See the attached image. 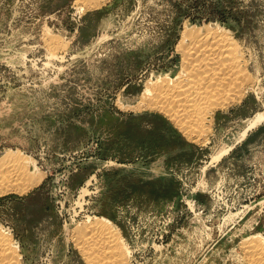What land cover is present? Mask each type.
Listing matches in <instances>:
<instances>
[{
  "label": "rangeland",
  "instance_id": "1",
  "mask_svg": "<svg viewBox=\"0 0 264 264\" xmlns=\"http://www.w3.org/2000/svg\"><path fill=\"white\" fill-rule=\"evenodd\" d=\"M94 1L0 0V233L15 247L0 264H90L77 235L93 220L115 227L124 264H252L264 119L241 139L264 117V0ZM216 29L245 76L215 101L193 67L212 84L188 136L155 84L184 69L188 30ZM13 168L40 180L9 187Z\"/></svg>",
  "mask_w": 264,
  "mask_h": 264
},
{
  "label": "bare ground",
  "instance_id": "2",
  "mask_svg": "<svg viewBox=\"0 0 264 264\" xmlns=\"http://www.w3.org/2000/svg\"><path fill=\"white\" fill-rule=\"evenodd\" d=\"M82 1L85 3L98 2V1L95 2L94 0L93 1L92 0H82ZM184 37H185L184 38L185 42L187 44V47L183 48L181 52V54L184 55L183 57H185V60L183 59L185 62H183L182 60V63H185L184 69L181 70L182 72H180L179 76L176 77L175 79H170L167 76L163 81L161 80L155 84L156 86L155 89L158 90L159 94H157L158 96L155 95L156 97H154V100L152 102H154L155 100L156 101L152 105H154L160 111L165 112V114L168 115L172 121H175V123H179L181 127L186 126L187 129L185 132L188 134V136H191V135H195L194 126L199 123L198 121L201 122V120H203L202 118L205 116L204 114V116L202 117L200 112L199 113L197 112L201 110L204 104L208 103V100L206 102L207 98L204 99L205 97L203 98L200 92V91H204L205 89L209 90L207 88L209 87L210 83L212 84V82L208 84L207 80L205 81V79H207L206 77L207 72L209 71L208 75L213 74L210 77L213 76L212 78L214 80L218 78L216 74L220 75V77L218 78L219 80L216 79L218 82L213 80L214 85L215 83L216 85L218 83L219 84L216 87H214V89L212 88V91H210V93L212 94V98L214 99V97H216L218 99L220 98L221 95L223 96L226 95L225 88H226V85H228L229 81H227V83L222 84L223 80L225 81L230 80V83H231V81H234V78H239V79L244 78V77L243 78L240 77L244 75L243 73L240 76L237 75L240 72H243V71H240L239 69H241L244 66L243 65L244 63L240 59L241 57L239 58L240 54H237L236 50L234 51V49L230 48L232 47V45H228L229 39H227L226 31H221V30L216 29L215 31L214 30L212 32L207 31L204 35H201L200 31H189L188 30V32H186ZM186 60H187V63H186ZM192 63L195 65H193ZM194 66H197L199 68V71L203 70L205 72L206 70L205 72L206 74L203 75V77L199 78L200 73L198 74V72L193 71ZM220 66H223L224 70L223 68L221 69ZM201 67H203V69H201ZM219 67H220L219 72H217ZM215 69H217V71H215ZM214 75H216L217 77L215 78ZM202 78H204V80ZM237 81L240 82V80H237ZM206 85H208V87ZM231 85L232 84H230V86ZM233 85L235 86V84ZM227 88H228L227 89V93H228L229 85ZM231 88L233 87L231 86ZM210 89H211V86H210ZM206 90L204 92L208 94L209 91H206ZM190 91H191V94L188 96ZM197 91H199L198 93L201 94V97L199 96L201 99L195 95ZM204 92L202 93L206 95V93ZM193 93H194V96L196 97L192 95ZM182 99H185V100H182ZM213 99L210 98L209 102H211V100ZM202 100L205 102H201ZM213 103L214 101L209 103L210 105H207V106L213 107L214 105ZM203 108H204L203 110H205L206 107H203ZM263 119H264L263 115L258 114L255 118H253L252 120H249V123L247 124L248 126H246V129L244 128L243 130L242 137L245 136L246 131L248 129L254 126L256 127V125H258ZM192 120H193L194 125H192L191 123ZM15 156L7 157L6 162L7 163L10 162L11 164L15 163L18 165L19 160L17 156L16 157ZM32 168H34L33 165H32ZM12 170H16V171H14L13 174L9 172L11 174L10 176L11 178L9 177V180H8V182H10L8 185L9 187L16 186L19 180L20 181L26 180L28 182V185L37 183L40 180V178H36V177L34 179L30 178L31 173H28L26 171H18L17 168H13ZM81 229H82V232L80 233H82V235L78 233L77 239L78 240L80 239L79 246H81L82 248L83 247L85 248L82 250V254L85 257H87L86 259L90 260L89 261L90 264L91 262L92 263L94 262L93 264H124L125 263L126 253L123 250L122 242L118 236V233L115 227L114 228L112 227V224L106 221L103 222L101 220H93V221L86 222L84 227L82 228L80 227V230ZM10 239L11 238L9 237V235L7 234L4 235L0 233V250L4 249V252H3L4 256L6 253L10 255L12 259H14L15 255H14L13 249H15V247L11 244ZM243 246H244L243 247L244 251H246L247 253L248 252L252 253V255H249L251 257H248L252 264H264V240L263 239L259 237H254L253 240H249L245 242Z\"/></svg>",
  "mask_w": 264,
  "mask_h": 264
},
{
  "label": "crops",
  "instance_id": "3",
  "mask_svg": "<svg viewBox=\"0 0 264 264\" xmlns=\"http://www.w3.org/2000/svg\"><path fill=\"white\" fill-rule=\"evenodd\" d=\"M255 133V129H249L247 132H246V134H245V136L241 139V143H245L246 141H248V139L253 135ZM240 143V144H241ZM34 192H32V191H30V192H28L27 194H25L24 196H22V197H18V200L20 201V202H22V203H26V202H28V200H30V196H31V194H33Z\"/></svg>",
  "mask_w": 264,
  "mask_h": 264
}]
</instances>
